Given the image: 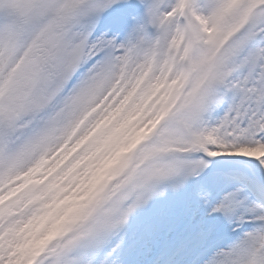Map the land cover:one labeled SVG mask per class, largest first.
Returning a JSON list of instances; mask_svg holds the SVG:
<instances>
[{
    "label": "snow or ice",
    "instance_id": "obj_1",
    "mask_svg": "<svg viewBox=\"0 0 264 264\" xmlns=\"http://www.w3.org/2000/svg\"><path fill=\"white\" fill-rule=\"evenodd\" d=\"M0 264H264V0H0Z\"/></svg>",
    "mask_w": 264,
    "mask_h": 264
}]
</instances>
